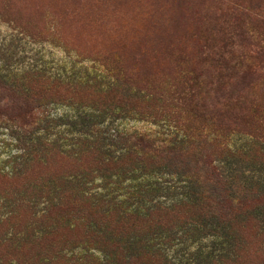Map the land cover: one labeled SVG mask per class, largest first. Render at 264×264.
Returning <instances> with one entry per match:
<instances>
[{"label": "rangeland", "instance_id": "obj_1", "mask_svg": "<svg viewBox=\"0 0 264 264\" xmlns=\"http://www.w3.org/2000/svg\"><path fill=\"white\" fill-rule=\"evenodd\" d=\"M65 76L76 86L72 97L54 83ZM110 86L148 103L127 118L87 124L79 110L113 112L114 104L95 97ZM32 89L68 96L39 105L36 113L53 121L26 125L6 116ZM123 129L191 145V158L208 163L184 168L133 157L86 167L82 154L100 152L94 145L107 135L106 153L124 146L128 137H114ZM38 154L50 160L46 167L33 166ZM212 167L234 182L235 197L264 191V0H0V264H108L98 249L107 230L93 214L171 206L212 189ZM187 222L169 234L134 233L179 238L169 254L179 264H216L204 252L219 239ZM234 229L248 246L244 264H264V211Z\"/></svg>", "mask_w": 264, "mask_h": 264}, {"label": "trees", "instance_id": "obj_2", "mask_svg": "<svg viewBox=\"0 0 264 264\" xmlns=\"http://www.w3.org/2000/svg\"><path fill=\"white\" fill-rule=\"evenodd\" d=\"M221 62L222 65L228 67L233 63V60H222ZM241 62L242 61H239L237 63ZM54 83L57 87H62L65 92L72 97V93L75 91L76 86L71 84V81L66 76L65 78L60 77L59 80H55ZM31 91L32 93H25V96L21 97L25 106L17 107L9 113H6L8 118L20 120L26 123V125L49 123L51 121L50 119L53 121V116L50 117L46 114L40 115L38 112L36 113V110L39 109V105L43 103L45 99L48 101L50 98L54 100V98L65 99V97H68L59 94L58 91L51 93L48 89L38 92L32 89ZM95 97L96 101L106 100L105 103L114 104L115 107H112L114 108L113 112L110 111L108 106L103 109L96 108L94 109L96 111L89 115L79 110L78 116L84 119V121L86 120L88 122L87 124H92L93 127L94 125L103 124L102 122L106 119L107 121L112 118L118 120L123 119V117H129V112H141V107L148 103L145 99L126 96L113 86L100 91ZM86 106L94 107L90 104ZM122 109H126V111H124L123 114H118V111L122 112ZM102 115L106 119H101L100 117ZM94 120H97V122H94ZM90 135L98 142L102 139L97 131H93V134ZM114 137L118 138L120 141L125 137H128L126 140H130V138H134V140L129 143L124 139V142H119L124 145L123 147L114 154H108L106 153L108 150H105L104 146L110 145L113 142H110L112 139L111 134L107 135V137L103 138L106 142L94 145V147L101 149L100 152L97 149H91L87 150V153L82 154L86 167L96 166L98 167L96 169H100L101 166L106 165L112 168L119 163L123 165L125 161L133 157L139 161H151L158 165L178 164L181 167H190V165L194 163L197 167H200V165L204 167V165L208 163V161H204L199 155L196 156V158H191L189 155L191 145L190 147L188 146L189 149H186L184 145L178 144L179 141L173 142L171 139L158 141L145 133L136 130L129 132L127 129H123ZM49 142L50 141L47 139L45 144ZM121 151H124V153L117 154V152ZM59 155L64 159L68 158L67 155L61 153ZM40 156L41 154H38L33 158V166L46 167L50 160L48 158L39 159L41 158ZM29 159L32 160V157ZM79 160H81V155ZM65 162L68 164V161ZM208 165L211 164L209 163ZM195 169L197 170V168ZM211 169V176L215 182V186L212 187V189H205L202 187L199 190L195 189L194 192L190 191L188 192L190 194L176 198L171 206H160L158 203H155L154 211L149 213L148 209L144 207L135 208V206H131L133 209L130 208L133 211L127 209L124 213H115L114 207V212L112 213L93 214V217L97 221L103 220L105 230H107V234L103 235L100 239L103 245L98 248L102 249L105 253L104 259L106 263L179 264L169 255L171 251H174L180 246L177 242L181 241L179 238L167 235L166 239L157 240L158 238L153 234L144 236L135 235L134 230L139 229V231H141L143 228H150L148 230H152L157 227L160 229V232L164 231L169 234V231L174 229L177 223L185 220L186 222L191 221L190 225L195 228L205 230V232H208V235H214L219 239L221 246L219 245L218 247L212 248V251L204 252L207 254L206 256L208 259H211L210 256L212 255L216 259V264H244L243 259L248 246L240 239L241 237L236 236L237 234L234 227H237L239 231L240 223L245 216L252 213H258V215L263 213L264 204L259 206L257 203H262V200H264V191L254 193L253 199L250 197L251 191H246L249 195L243 193L241 196L235 197L236 194L233 189L235 187V184H233L234 182L231 179L228 181L229 178L226 177L219 168L212 167ZM187 171L189 170L187 169ZM198 172H190V175L188 174L190 182L193 177L195 178L198 176L199 178ZM39 176L41 175L37 177ZM72 177H83V174H72ZM198 178L195 179L200 183ZM206 180L207 178L204 177V181ZM72 203H74V200L69 198L65 206H70L69 208H71L74 206ZM153 214L156 217H152ZM136 222L142 224V227L137 226ZM95 226H99V224H95ZM220 229L226 231V233L217 234ZM85 238H89V234H87ZM83 241H81V243ZM91 241L98 246L99 240ZM94 248L96 247H92L91 249ZM218 253H221V255H217ZM186 264H200V262L197 261Z\"/></svg>", "mask_w": 264, "mask_h": 264}]
</instances>
